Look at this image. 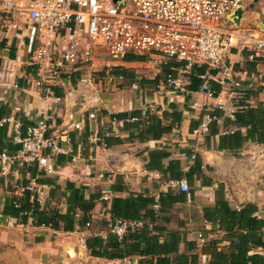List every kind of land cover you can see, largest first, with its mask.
Instances as JSON below:
<instances>
[{"label":"crops","instance_id":"obj_1","mask_svg":"<svg viewBox=\"0 0 264 264\" xmlns=\"http://www.w3.org/2000/svg\"><path fill=\"white\" fill-rule=\"evenodd\" d=\"M27 27L2 25L0 57L14 60L20 53L28 58ZM248 55L237 48L227 60L246 93V99L236 104L239 109L264 108V86L257 90L248 87L245 70L256 69L248 63ZM138 57L142 59L113 64L122 71L118 75L123 77L121 81L81 83L78 73L54 87V98L45 97L26 78L34 73L31 67L18 68L17 85L0 81V120L13 118L24 137L45 112L51 113L49 135L56 139V150L49 151L54 173L44 174L37 166V175L31 178L18 165L5 171L0 168V264H177L182 256L189 264H252L253 257L259 256L256 263L264 264V142L229 143L239 127L217 109L215 98L201 92L202 84L190 88L187 75L184 90L175 92L166 78L168 67L177 75V63ZM205 74L215 92L224 88L222 74L207 69ZM149 108H153L150 119H143L142 112ZM92 113L96 119L89 118ZM120 114L129 116L116 119ZM137 114L139 120L134 121ZM208 114L219 121L208 133L196 134ZM152 117L157 120L156 133H147L154 124ZM0 130V152L15 153L19 148L12 147L20 145L15 141L14 124L0 126ZM240 132L246 136L248 128L242 127ZM96 138L100 140L94 142ZM46 176L60 189L39 181ZM181 180L187 182L189 194L172 185ZM24 181L43 193L40 201L37 196L42 206L57 207L64 214L68 211L63 196L67 182L84 188L86 198L97 195L90 222L65 232L36 226L32 218L22 224L4 215L7 201L23 195ZM139 195L154 200L149 208L156 214L153 219L132 223L147 226L149 236L157 242L128 243L122 258L91 256L86 240L109 236L108 226L114 221L112 200ZM152 247L156 252L150 253Z\"/></svg>","mask_w":264,"mask_h":264},{"label":"built area","instance_id":"obj_2","mask_svg":"<svg viewBox=\"0 0 264 264\" xmlns=\"http://www.w3.org/2000/svg\"><path fill=\"white\" fill-rule=\"evenodd\" d=\"M250 7L255 15L253 27L244 28ZM239 9L243 10L240 18L236 15ZM6 23L26 24L30 43L27 59L20 53L14 60L0 57V81L15 82L19 67H31L34 73L25 76L45 97L54 98V87L78 73L81 83L121 81L123 77L114 73L113 64L125 62L130 55H147L151 61L163 59L179 65L177 75L166 78L175 92L184 90L194 68L206 67L222 74L226 81L221 91L211 88L208 74L199 76L203 80L200 90L218 101V110L236 120V101L246 93L227 60L237 48L249 52L247 61L256 66L245 70L249 90L264 86V0H0V28ZM152 112L153 108L144 110L142 118L148 119ZM96 117V113L89 116ZM52 119L53 115L45 112L24 137L13 118L0 120V126L14 124L15 141L21 146L13 154L0 152L2 171L13 165H37L44 174L54 173L56 166L49 153L56 150V139L49 135ZM218 121L217 116L208 114L195 133H208ZM74 127L81 129L80 124ZM172 185L189 194L185 180ZM28 189L41 200L42 192L33 186ZM135 226L115 220L108 231L121 239Z\"/></svg>","mask_w":264,"mask_h":264},{"label":"trees","instance_id":"obj_3","mask_svg":"<svg viewBox=\"0 0 264 264\" xmlns=\"http://www.w3.org/2000/svg\"><path fill=\"white\" fill-rule=\"evenodd\" d=\"M134 59H142V57L128 56L126 58V60ZM169 68L170 67L167 69V73L172 74ZM120 72L122 71L114 68V73L116 75H120ZM205 73L206 67L194 68L190 73L191 83L189 87L192 89H198V87L203 83L198 76L204 75ZM244 99H246V97ZM246 107L247 106H242V108L235 113V121L239 130L232 137L228 138V142L233 143L234 145H241V143L245 140H251L252 142L257 143L264 142V108ZM2 115L3 113H0V118ZM128 116L127 114H120L116 115L115 118L122 119ZM134 117L138 118L139 115L137 114ZM151 119L154 124L153 126L150 125V127L146 129L147 133L155 132L157 126H154L155 123H157L156 118L152 117ZM242 127L248 128L246 136H243L240 132ZM1 130H3V127ZM159 130L164 131L163 128H160ZM17 147L20 149L21 146L16 145L12 148L15 150ZM37 169V165H33L32 167L26 168V171L30 173L31 178H33L37 175ZM39 181L42 183L54 184V180L48 176H46V179ZM26 184L27 181H24V190L21 197H13L7 201L4 209V215L17 218L22 224H26L28 219L32 218L36 226L50 227L52 229L63 230L65 232L74 231L76 226L83 228L90 222V213L94 209L96 201L98 200L97 195H91L90 198H86L84 188H78L74 183L67 182L63 196L66 204L68 205V211L64 214L60 212V209L57 207L53 208L50 206H42L37 200V195L29 190V186ZM54 186L56 190L60 189V186L56 183ZM66 192L68 195L65 194ZM152 204H154V200L152 198L143 197L141 195L131 196L127 199L114 198L111 205L112 218L114 221L123 220L126 222H138L145 218L153 219L156 213L154 210H150L149 208ZM79 213L82 214L81 217H79ZM148 241L156 243L157 238L149 236L148 228L147 226H144L142 228H130L126 236L122 239L113 234H109L106 239H103L100 236H92L86 240V246L91 256L117 259L124 257L126 254L123 251L124 245L127 246L128 243H141ZM173 241L176 242L175 237ZM155 248L152 247V249L149 250L150 253L156 252ZM221 257H223L222 254ZM259 259V256L253 257L255 263L258 262ZM177 264L189 263H187L185 257L182 256L181 260L178 259Z\"/></svg>","mask_w":264,"mask_h":264},{"label":"rangeland","instance_id":"obj_4","mask_svg":"<svg viewBox=\"0 0 264 264\" xmlns=\"http://www.w3.org/2000/svg\"><path fill=\"white\" fill-rule=\"evenodd\" d=\"M252 12H254V9L250 7L248 9V16H247V20H246V23L244 25V28L253 27L252 24L254 23V17H255V15H253Z\"/></svg>","mask_w":264,"mask_h":264},{"label":"water","instance_id":"obj_5","mask_svg":"<svg viewBox=\"0 0 264 264\" xmlns=\"http://www.w3.org/2000/svg\"><path fill=\"white\" fill-rule=\"evenodd\" d=\"M242 14H243V10L242 9H239L238 11H237V13H236V15L240 18V17H242ZM237 22H238V20H237Z\"/></svg>","mask_w":264,"mask_h":264}]
</instances>
